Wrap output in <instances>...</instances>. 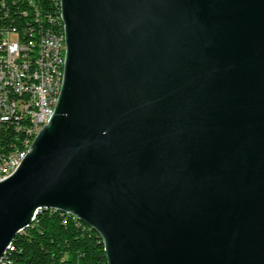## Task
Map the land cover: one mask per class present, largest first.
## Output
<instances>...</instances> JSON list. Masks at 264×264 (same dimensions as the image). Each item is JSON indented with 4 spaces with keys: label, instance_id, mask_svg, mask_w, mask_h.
<instances>
[{
    "label": "water",
    "instance_id": "95a60500",
    "mask_svg": "<svg viewBox=\"0 0 264 264\" xmlns=\"http://www.w3.org/2000/svg\"><path fill=\"white\" fill-rule=\"evenodd\" d=\"M54 110L0 180V260L39 209L106 264H264V0H60Z\"/></svg>",
    "mask_w": 264,
    "mask_h": 264
},
{
    "label": "built area",
    "instance_id": "2783aa9c",
    "mask_svg": "<svg viewBox=\"0 0 264 264\" xmlns=\"http://www.w3.org/2000/svg\"><path fill=\"white\" fill-rule=\"evenodd\" d=\"M26 1H34V10H26ZM38 2L0 0V180L49 120L46 110L65 54L55 15L44 13ZM1 264H8L4 256Z\"/></svg>",
    "mask_w": 264,
    "mask_h": 264
},
{
    "label": "trees",
    "instance_id": "16d2710c",
    "mask_svg": "<svg viewBox=\"0 0 264 264\" xmlns=\"http://www.w3.org/2000/svg\"><path fill=\"white\" fill-rule=\"evenodd\" d=\"M38 1L44 13L55 15L59 32L58 0L55 5L50 0ZM26 10H34V1H26ZM3 256L8 264H106L103 243L95 230L56 209L39 210L14 236Z\"/></svg>",
    "mask_w": 264,
    "mask_h": 264
},
{
    "label": "bare ground",
    "instance_id": "6f19581e",
    "mask_svg": "<svg viewBox=\"0 0 264 264\" xmlns=\"http://www.w3.org/2000/svg\"><path fill=\"white\" fill-rule=\"evenodd\" d=\"M58 2V5H59V18H60V22H61V30L58 32L59 34V40L61 41H64V29H63V24H62V20H61V14H60V0L57 1ZM64 58H65V54H62V59H60V74L57 75V79H56V82H54V90H56V92H54V96H52V100L49 101V104H48V110H46V119H49L53 110H54V107H55V103H56V100H57V97H58V93H59V90H60V86H61V83H62V75H63V64H64ZM48 122V120H43L42 123H40V128L41 126L45 125L46 123ZM37 129V133L38 131L40 130ZM37 133H34L32 134V139L29 140V143H28V150L30 148V145L34 139V137L37 135ZM27 151H23L22 154H20V160L19 162L21 161V159L23 158V156L26 154ZM18 163H14L13 164V169H11V173L16 169L17 165L19 164ZM42 209H47V208H42ZM41 210V209H39ZM38 210V211H39ZM37 211V212H38ZM37 214V213H36ZM35 214V215H36ZM69 214V213H68ZM35 215L33 216V218L35 217ZM71 215V214H70ZM74 216V215H72ZM75 217V216H74ZM76 218V217H75ZM78 219V218H77ZM79 220V219H78ZM89 227V226H88ZM21 232V231H20ZM10 245V244H9ZM9 248V246H8ZM7 248V249H8ZM5 253V252H4ZM4 255V254H3ZM2 259V258H1ZM1 261V260H0Z\"/></svg>",
    "mask_w": 264,
    "mask_h": 264
}]
</instances>
